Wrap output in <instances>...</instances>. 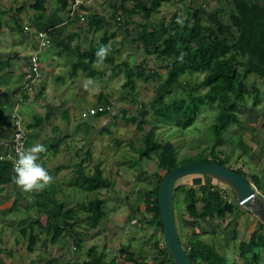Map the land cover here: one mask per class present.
Masks as SVG:
<instances>
[{
  "label": "crops",
  "instance_id": "1",
  "mask_svg": "<svg viewBox=\"0 0 264 264\" xmlns=\"http://www.w3.org/2000/svg\"><path fill=\"white\" fill-rule=\"evenodd\" d=\"M73 1L0 0V157L9 152L11 114L18 106L27 127V145L38 142L46 146L47 151L41 155L40 162L53 177L48 188L30 194L31 198L13 182L0 188V264H173L170 257L158 254L164 248V237L157 226L148 222L151 215L144 212L146 201L153 199L152 191L157 181L155 170H138L136 199L140 204L126 215H111L106 205L105 215L95 225L92 215H51L52 222H49L48 215H32V212L43 213L38 207L39 201L50 209L54 201L65 206L73 203L68 200L70 194L83 193L76 182L82 165L72 159L69 163L66 161L67 165L57 164L67 154V146L74 140L82 141L76 131L79 124L73 126L75 118L79 117L90 125L96 123L94 116H81L91 108L78 109L72 97L63 96L56 89L55 83L61 80L58 76L65 74L76 59L70 49L78 48L77 45L85 40L83 29L95 33L88 28L92 16L104 18L108 30L114 25V16L119 19L122 9L129 11L134 7V3L128 0H81L83 3L71 16ZM196 2L198 0H193L192 5ZM80 16L84 21L81 22ZM9 20L15 24H10ZM38 30L48 32L49 44L39 56L41 78L30 93L26 88L27 60L37 48L35 36ZM68 38H71L70 49L66 46ZM61 43L64 48L60 47ZM62 60L69 62L67 68L61 64ZM75 78L77 80L78 76ZM252 87L259 93L258 99L252 95L250 104L239 107L238 123L215 144L220 147L219 159L225 166L241 172L264 199V81L256 79ZM101 102L92 108H97ZM35 112L39 118L33 115ZM31 116L32 122L28 119ZM75 154L72 155L74 159ZM67 169L71 174L68 179L62 173ZM206 182L220 187L230 202L236 200L235 195L229 193L231 191L214 179L191 176L179 181V185L198 188ZM101 200L106 201L105 198ZM179 204L186 214L184 201L180 200ZM173 207L177 232L185 247L202 239L230 261L254 264L251 255L240 258L238 251V243H247L254 232L264 235V229L259 227L260 221L250 211L239 206L233 215H226L222 220L202 219L200 227L192 225L184 215L181 216L183 230L180 231L174 203ZM45 218L46 222L43 221ZM133 220L136 222L132 223ZM50 223L57 224L58 228L49 227ZM127 227L134 230L128 231ZM181 237H185V241Z\"/></svg>",
  "mask_w": 264,
  "mask_h": 264
},
{
  "label": "trees",
  "instance_id": "2",
  "mask_svg": "<svg viewBox=\"0 0 264 264\" xmlns=\"http://www.w3.org/2000/svg\"><path fill=\"white\" fill-rule=\"evenodd\" d=\"M128 1L134 3V7L129 11L122 9L119 19L113 17L112 23L116 27L114 31L111 33L106 31L107 24L100 16H92L88 28L95 33L103 32L100 40L102 46H107L119 31L123 32L131 46L141 49L145 56L153 57L156 64L166 69L165 79L160 83L157 94L147 105L149 113H152L157 120L155 125L145 132L142 145L136 149L137 161L140 163L144 159H150L151 154L157 153L155 165L158 170H163L165 175L174 167L195 161H208L225 166L218 158L219 149L216 151L218 147L215 143L238 123L239 107L245 106L247 99L252 95L258 99L259 93L252 87L254 83L248 85L246 82L248 77L252 76L254 79L264 81V0H220L219 6L213 12L207 11L204 7L199 9L193 7V0H190V6H179L184 18H179L178 14L174 13L168 22L161 20L158 23L153 22L154 15L163 4H169L173 0ZM136 15L142 17V23L139 24L140 31L131 37L128 34V25ZM204 18L207 22H204ZM70 40L71 38L66 40L68 49H70ZM60 47L64 48V44L61 43ZM98 49L90 48L84 51L77 47L70 49L77 59L72 65V73L75 74L78 69H82L85 74L92 75L91 67L95 65ZM181 54H183L182 60ZM113 59L109 55L104 64L116 68L117 64ZM124 71L126 75V81L122 85L124 88H133L135 79L144 81L155 79L150 74L154 70H147L140 65L131 69L125 64ZM185 74H204V77L194 87L188 83L181 86L178 80ZM201 89H207L204 97L195 94ZM187 90L188 95L185 94ZM175 91L179 95L172 97ZM166 96L170 99L165 100ZM187 96L191 97V105L187 101ZM179 103L182 106L180 111L177 107ZM205 105L215 111L214 123L210 126L215 142L211 148L208 147L211 149V157L200 160L189 157L179 162L174 144L169 140H158L155 130L160 126L171 125L182 130L189 129ZM97 107L103 110L94 117L109 111V105L105 101ZM142 126L143 121L138 123L139 129ZM235 172L245 178L241 172ZM155 174L157 181L152 191L154 198L146 201L144 212L151 215L148 222L157 226L163 234L157 195L165 175ZM13 175L11 163L0 160V188L12 183ZM191 176L219 180L209 176L189 175L176 182L173 203L179 194L185 203L186 216L192 225L200 227L201 220L208 217L222 220L226 215H233L239 208L236 200L229 202L227 197L222 195L220 187L207 182L198 188L179 185V181ZM76 182L83 192H98L111 187V182L103 176L98 167L90 176L84 175L81 171ZM233 194L235 195L234 192ZM37 204L43 214L50 217L49 222H52L51 215H63L64 205L60 202L54 201L50 209L46 203L39 201ZM103 204V200L94 199L81 205V209L87 212V215L93 216V225L105 215ZM46 210L50 211L46 213ZM65 213L69 215L70 210H66ZM49 227L56 229L58 225L50 223ZM259 227L264 229V224L260 222ZM200 233L204 234L202 230ZM163 244L164 248L158 251V254L161 257H170L164 242ZM183 247L192 264H239L237 261L228 262L213 245L202 239H197ZM238 251L240 258L251 255L254 264L264 262L262 255L264 235L254 232L247 243H238ZM170 259L175 264L171 257Z\"/></svg>",
  "mask_w": 264,
  "mask_h": 264
},
{
  "label": "rangeland",
  "instance_id": "3",
  "mask_svg": "<svg viewBox=\"0 0 264 264\" xmlns=\"http://www.w3.org/2000/svg\"><path fill=\"white\" fill-rule=\"evenodd\" d=\"M219 4L220 0H198V2L193 4V7L198 9L204 7L207 11L213 12ZM179 6H190V3L188 4L186 0H175L169 4H163L158 13L154 15L153 22L158 23L161 20L168 22L174 13H177L179 18H184V14L179 11ZM8 22L15 24L13 20H9ZM204 22H207L206 18H204ZM140 23H142V17L139 15H136L132 21H129L128 34L131 37L140 31ZM112 29H116V27L113 25L112 28L106 31L111 33ZM83 31L85 40L77 45L79 49L84 51L102 46L100 40L103 32L87 33L85 29ZM125 37L126 35L119 31L117 36L107 44V46L110 45L111 52L109 55L114 58L113 60L117 64L116 68L108 64H103L100 67L93 65L91 67L92 75L90 76L85 74L82 69H78L75 73L78 76L76 80V75L72 73L71 66L64 72L65 74L61 73L58 76L61 80L55 83V86L58 87L56 89L60 93L62 92L63 96L72 97L71 100L74 101V106L78 109L82 107L87 109L92 108L100 100L107 102L109 105V111L101 115L103 117H94L96 123L91 124L92 126L87 121L80 120L79 117L75 118L73 126L75 127L79 124L76 131L78 135L82 136V141L74 140L72 145L67 146L65 148L68 151L67 154L57 164L60 166L67 165L66 161L69 163L72 159L77 164L80 163L82 165V171L86 176L92 175L95 168L98 167L101 169L103 176L112 182L111 187L104 193H102L103 190L83 193L76 191L72 195L69 193L71 197H68V200H73V203L65 204L63 215H66V210H70L69 215H87L88 213L81 209L80 204L101 198H105L108 201H105L103 204V207L106 205L108 213L111 215H126L129 212L131 213V209L135 208V205L140 204L136 199V186L139 185L138 180H136L138 170L147 168L152 171L155 170V173L158 172L162 176L165 175V172L158 170L155 165L157 153L151 154L150 159H144L139 163L137 161L136 149L142 145V138L145 132L155 125L154 123L157 120L152 113H149L147 105L157 94L160 83L165 79L166 69L156 64L153 57L145 56L141 49L131 46ZM76 61L77 59L72 62V65ZM61 64H64L63 67L67 68L69 62L62 60ZM125 64L131 69L140 65L147 70L156 71L158 75L156 77L154 76L155 79L148 81L135 79L133 88H124L122 85L126 81ZM203 77L204 74H185L179 78L178 84L182 86L184 83H188V85L194 87ZM88 78L95 80L96 84L94 86L99 87L98 93H93L83 87L84 81ZM69 81L71 82L69 83ZM246 82L250 85L252 82L256 83V79L250 76ZM206 91L207 89H201L195 94H201L204 97ZM188 93L189 91L187 90L185 94L188 95ZM178 95L179 93L175 91L172 97H177ZM168 99L170 97L166 96L165 100ZM251 100L252 97L247 99L246 104H250ZM187 101L191 105V97L187 96ZM177 107L180 111L182 106L179 103ZM33 115L36 118L40 117L36 112ZM28 119L31 122L33 120L32 116ZM214 119L215 111L205 105L189 129L182 130L171 125L157 127L155 131L158 140H169L174 144L179 162L189 157L196 160L209 159L211 157L210 148L215 142L210 132V126L214 123ZM142 121L143 126L139 129L138 123H142ZM219 148H216V151ZM74 153H76V159L72 156ZM215 154L218 156L217 153ZM67 171L68 169L62 173L68 179L71 174ZM217 182L225 189H228V191H231L229 193L233 194L229 186L221 181ZM152 198H154L153 194ZM138 200L141 202L140 199ZM178 200H182L179 194L175 198L174 205L176 208V220L180 231H182L181 216L183 217L186 214L184 213V209L180 208ZM32 215L45 214H34L32 212ZM43 221L46 222V218ZM127 230H134V228L127 227ZM181 238L185 241V237ZM163 242L162 238V244ZM226 259L228 262H232L228 257Z\"/></svg>",
  "mask_w": 264,
  "mask_h": 264
},
{
  "label": "water",
  "instance_id": "4",
  "mask_svg": "<svg viewBox=\"0 0 264 264\" xmlns=\"http://www.w3.org/2000/svg\"><path fill=\"white\" fill-rule=\"evenodd\" d=\"M150 74L155 77L158 75L156 71ZM189 175L209 176L225 183L235 193L237 204L250 211L264 224V199L246 178L234 170L208 161H195L174 167L161 182L157 201L165 247L175 264H192L179 240L173 211L175 184L179 179Z\"/></svg>",
  "mask_w": 264,
  "mask_h": 264
},
{
  "label": "clouds",
  "instance_id": "5",
  "mask_svg": "<svg viewBox=\"0 0 264 264\" xmlns=\"http://www.w3.org/2000/svg\"><path fill=\"white\" fill-rule=\"evenodd\" d=\"M110 52L109 46H101L96 52L95 65L102 66ZM180 59H183V54ZM95 84L94 79L88 78L84 81L83 87L93 93H98L99 87L94 86ZM46 151V146L38 142L27 146L20 143L15 150L12 181L22 193L29 194V198H31L30 194L41 192L53 183V177L40 162L41 155Z\"/></svg>",
  "mask_w": 264,
  "mask_h": 264
},
{
  "label": "built area",
  "instance_id": "6",
  "mask_svg": "<svg viewBox=\"0 0 264 264\" xmlns=\"http://www.w3.org/2000/svg\"><path fill=\"white\" fill-rule=\"evenodd\" d=\"M82 3L83 2L81 0L73 1L71 9H70L71 16L76 14L77 7ZM80 20L81 22L84 21V17L80 16ZM35 37L37 40V48L33 52V54L29 56L27 60L28 68H27V73H26V81H27L26 88L28 91H30V93L34 90V85L36 84V82L39 81V79L41 78V66H40L39 56L41 52L48 47V44H49V36L46 30H38ZM102 110L103 108L101 107L91 108L87 110L86 112H83L81 116L83 118L92 117L98 114ZM11 129H12V139H11V143L9 146V152L5 156L0 157V160L9 161L12 165V171H13L15 150L20 143H23L25 144V146H27V141H28L27 127L23 121V118L21 117L19 113L18 106L14 108L11 114ZM18 137H21V138L18 139ZM222 195L224 194L222 193ZM135 222L136 221L134 220L132 221V223H135Z\"/></svg>",
  "mask_w": 264,
  "mask_h": 264
}]
</instances>
